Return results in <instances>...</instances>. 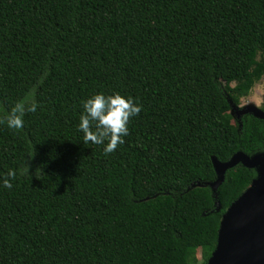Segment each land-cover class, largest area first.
<instances>
[{
  "label": "trees",
  "instance_id": "trees-1",
  "mask_svg": "<svg viewBox=\"0 0 264 264\" xmlns=\"http://www.w3.org/2000/svg\"><path fill=\"white\" fill-rule=\"evenodd\" d=\"M263 77L264 0H0V264H206L256 178L213 192L212 157L264 152V120L230 128L228 101ZM96 93L141 105L111 153L78 129Z\"/></svg>",
  "mask_w": 264,
  "mask_h": 264
},
{
  "label": "water",
  "instance_id": "water-1",
  "mask_svg": "<svg viewBox=\"0 0 264 264\" xmlns=\"http://www.w3.org/2000/svg\"><path fill=\"white\" fill-rule=\"evenodd\" d=\"M228 103L237 118L251 115L264 120L262 109L253 105L239 109ZM211 161L216 179L208 186L213 192L223 183L226 171L238 165L253 169L256 178L222 215L217 243L206 264H264V152L251 156L237 152L225 163L214 157Z\"/></svg>",
  "mask_w": 264,
  "mask_h": 264
},
{
  "label": "clouds",
  "instance_id": "clouds-1",
  "mask_svg": "<svg viewBox=\"0 0 264 264\" xmlns=\"http://www.w3.org/2000/svg\"><path fill=\"white\" fill-rule=\"evenodd\" d=\"M36 108L34 102L18 101L3 118L6 126L9 129H21L24 112H34ZM83 110L78 129L84 134L85 143L103 144V151L111 153L124 142V137L129 133V120L140 113L141 105L133 98L119 93L108 96L96 93L84 101ZM14 176L15 171L10 170L0 183L6 188H11L10 181Z\"/></svg>",
  "mask_w": 264,
  "mask_h": 264
},
{
  "label": "rangeland",
  "instance_id": "rangeland-1",
  "mask_svg": "<svg viewBox=\"0 0 264 264\" xmlns=\"http://www.w3.org/2000/svg\"><path fill=\"white\" fill-rule=\"evenodd\" d=\"M264 104V77L257 82L252 90L250 91L249 95L241 98L240 105L238 108H243L246 105H253L258 109H261ZM226 112L232 116V119L228 122V126L230 128H235L237 125V116H233V112L230 106V109H226ZM196 258L200 260V252H197Z\"/></svg>",
  "mask_w": 264,
  "mask_h": 264
},
{
  "label": "flooded vegetation",
  "instance_id": "flooded-vegetation-1",
  "mask_svg": "<svg viewBox=\"0 0 264 264\" xmlns=\"http://www.w3.org/2000/svg\"><path fill=\"white\" fill-rule=\"evenodd\" d=\"M233 116H236V111H234V112H233ZM240 119H241V117H240V118H238L237 122H239V121H240Z\"/></svg>",
  "mask_w": 264,
  "mask_h": 264
}]
</instances>
